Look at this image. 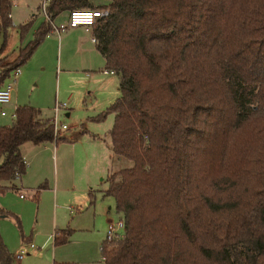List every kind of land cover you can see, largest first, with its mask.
<instances>
[{
	"label": "trees",
	"instance_id": "trees-1",
	"mask_svg": "<svg viewBox=\"0 0 264 264\" xmlns=\"http://www.w3.org/2000/svg\"><path fill=\"white\" fill-rule=\"evenodd\" d=\"M0 0V31L11 25ZM107 9L92 28L119 96L111 151L131 166L109 174L123 234L104 240V264H264V0H50L55 18ZM19 25L23 44L1 66L0 87L51 26ZM51 118L30 105L0 125L1 181L20 178L25 142L57 143ZM90 204H93L90 196ZM24 237L19 218L8 213ZM72 229L58 230L66 243ZM24 242H28L25 241ZM0 264L12 254L0 235ZM70 264V263H55Z\"/></svg>",
	"mask_w": 264,
	"mask_h": 264
},
{
	"label": "crops",
	"instance_id": "crops-1",
	"mask_svg": "<svg viewBox=\"0 0 264 264\" xmlns=\"http://www.w3.org/2000/svg\"><path fill=\"white\" fill-rule=\"evenodd\" d=\"M11 1L13 7V5H15V0ZM39 6L37 7L38 9ZM64 12L67 13L68 18L69 11ZM10 18L11 25L7 28L5 37L3 36L2 31H0V40H2L0 43V53L5 46L8 29L13 24L11 11ZM55 18H52L53 22ZM41 22L48 23L45 18H43ZM19 25L17 26L18 35ZM34 29L30 32L34 33L36 31H34ZM66 31H70L73 35L85 33L82 28L69 29ZM49 34L56 33L49 30L45 38H49ZM27 37L23 43L20 42L21 46L22 44H25L27 40L32 38L30 37L28 39ZM61 37V34L57 35V45L61 44L60 41H62L63 39ZM50 46H52V44L45 43V41L43 40L41 45L31 56L30 60L33 57L35 58V56H39V52H41V50H47ZM100 55V59L97 60L92 50L88 49L81 56L70 57L66 60V66L69 71L68 73L79 72L86 78H90L94 74H102L104 76L116 75L113 72H108L104 69V57L102 54ZM20 74L17 76L16 81ZM10 78L11 74L5 80L2 86L8 83L10 81ZM112 82L113 79L108 78L105 85H101V88L106 95L108 94L109 89H111L110 84ZM117 90L119 91V87H117ZM71 97L72 94H70V98ZM115 99L113 101L109 100L110 102H107V105L109 106L115 101ZM14 105L16 104H12V99L11 102L6 105L0 104V110H5L6 112L5 115L0 114V125H7V123L4 122V117H11L10 114L13 111ZM18 106L20 105H17V107ZM32 107L42 110V108H40L39 106ZM68 114L69 112L66 113V116ZM45 116L47 115L45 114ZM48 117L51 118L52 116ZM71 140L73 141V139ZM26 144L27 142L23 143L20 146L21 155L24 159V162L26 163L25 173L20 178H17L15 180L1 181V185L6 186L7 189L0 194V235L8 250L12 254V264H104L100 251L101 244L105 240L107 224L111 222L112 219L108 212L101 211L100 207L94 205L92 210L93 215H91L92 219L90 220V211L88 209V206L90 205L86 207L88 203V197L90 201V196H93V187L91 186L93 185V177L95 173H98L99 171L98 165L100 161V155L97 149L91 147L87 169L85 170L84 174L80 176V174H77L71 167L72 163L76 159V155L72 154V152L65 153V147H70V145H58L57 143L56 148H51V143L40 145L32 144V146H27ZM59 148L63 149L61 150L60 155H57ZM92 150H94V152H92ZM50 170H52V174L51 178L49 179L48 175ZM63 184L66 188V196L70 199V205L66 207L63 206V211L61 212L60 210H58L59 204H57V202L59 197L62 194H65L63 190H59V186ZM26 193L30 194V201L26 200V198H28ZM81 194L84 195V200L81 197ZM76 196L79 197L80 201H76ZM72 199L74 200L72 201ZM29 204L33 206L35 205L36 210L31 224L27 223L25 220L26 217H28L26 208L27 206H30ZM83 205H85L86 209L84 211H81ZM8 213L16 215L20 220L22 232L24 234L23 238L20 237V234L18 235L21 241L18 240L16 234L13 235L11 231L9 233L6 228V218L11 217ZM99 218H102V220ZM66 228L72 229L68 241L61 245H56L54 243L56 232L58 230ZM24 240L28 242H24ZM31 244L33 245L32 247L30 246ZM21 250H25V254H23L21 257H17Z\"/></svg>",
	"mask_w": 264,
	"mask_h": 264
},
{
	"label": "rangeland",
	"instance_id": "rangeland-1",
	"mask_svg": "<svg viewBox=\"0 0 264 264\" xmlns=\"http://www.w3.org/2000/svg\"><path fill=\"white\" fill-rule=\"evenodd\" d=\"M100 1L103 2V0ZM41 2L42 0H15V5H13L11 10L13 24L8 29L6 43L0 53V68L7 62L14 60L18 54L21 45L17 26L31 18H35L33 27H37L43 20L42 11L40 8H37ZM66 21V12H62L54 19L56 25L66 23ZM61 35L63 39L60 41V45H57L56 34H49V38H44L45 43L52 44V46L47 50H41L39 56L33 57L20 68L21 74L17 81L14 82L12 104L39 106L42 108L41 112L47 116H53L52 107L56 104V101L66 104V108L59 113L58 119L61 124L67 127V130L64 132V137L67 139H59L57 143L58 145H70V147H65V153L72 152V154L76 155V159L71 167L77 174H80V176L83 175L87 169L91 147L97 149L100 155L98 165L99 171L95 173L93 185H91L93 187L92 200L94 204H90L88 197L86 207L90 205L88 206L90 220L92 219L91 215H93V207L97 205V207H100L101 211L110 214L112 221L109 223L114 224L117 223L119 219H122V215L116 211L113 197L105 194V190L108 187L107 177L114 171L131 166L132 163L128 159L115 156L110 149L109 130L113 124L114 114L108 113L101 120H95L94 117L103 110L105 111L108 106L107 102H110L109 100L113 101L119 96L120 92L117 90L119 83L118 76L94 74L90 78H86L79 72L68 73L66 60L70 57L81 56L86 50L91 49L96 56L95 58L98 60L100 59L101 53L97 50L95 44L91 42L90 33L73 35L70 31H66L62 32ZM30 37H32L31 32L27 38L29 39ZM1 41L2 40H0V43ZM108 78H112L113 82L110 84L111 89H109L106 95L101 85H105ZM70 94H72L71 98ZM68 112L69 114L66 116ZM12 121L13 119L11 117H4V122L7 124ZM71 139H73V141ZM57 143H51L50 147L56 148ZM26 145L32 146V143L27 142ZM62 149L63 148L58 149L57 155H60ZM92 152H94V150H92ZM51 174L52 170L49 172V179L51 178ZM59 190H63L65 193L59 197L57 202V204H59L58 210L62 212L63 206L66 207L70 205V199L66 196L64 184L59 186ZM26 194L28 196L26 200L30 201V194ZM81 197L84 200V195L81 194ZM75 199L76 201H80L78 196H76ZM73 200L74 199H72V201ZM29 205L30 206L26 208L28 217H26L25 220L27 223L31 224L36 210L35 205ZM85 209V205H83L81 211ZM99 219L102 220V218ZM6 223V228L9 233L11 231L13 235L16 234L18 240L21 241L14 220L11 217H7ZM123 232L124 229L120 228L118 230V235L121 236Z\"/></svg>",
	"mask_w": 264,
	"mask_h": 264
},
{
	"label": "built area",
	"instance_id": "built-area-1",
	"mask_svg": "<svg viewBox=\"0 0 264 264\" xmlns=\"http://www.w3.org/2000/svg\"><path fill=\"white\" fill-rule=\"evenodd\" d=\"M49 4V0H42L39 8L42 11V14L45 20L50 24L51 31L60 35L62 32L69 30V29H77L82 28L85 33L91 34V42L95 43L96 38L92 35V28L96 25L98 19L106 17L108 15L107 9H73L69 11L68 18L66 23H60L56 25L47 11V6ZM35 31V30H34ZM21 69L16 68L11 73V78L8 83L4 86L0 87V104L6 105L11 102L12 93L14 90V82L16 81L17 76L20 74ZM66 108L65 103L56 102L55 106L53 107V116L51 118L54 135L55 138L64 136L65 130H67L66 125L61 124L59 122L58 116L61 110ZM1 115H5V110H0ZM17 114V105L13 106V111L11 112L10 116L15 119ZM22 196V195H21ZM120 228H124V222L122 219H119L117 223H109L107 226L106 231V240H111L113 237L118 235V230ZM33 246L32 244L30 245ZM25 250H21L17 257H21L25 254Z\"/></svg>",
	"mask_w": 264,
	"mask_h": 264
}]
</instances>
